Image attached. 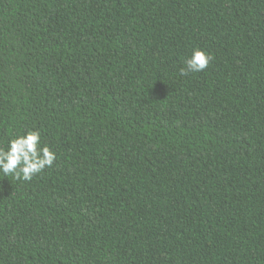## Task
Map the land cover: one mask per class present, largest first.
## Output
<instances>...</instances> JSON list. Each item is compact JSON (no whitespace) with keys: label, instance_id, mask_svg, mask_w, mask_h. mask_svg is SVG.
I'll return each instance as SVG.
<instances>
[{"label":"trees","instance_id":"obj_1","mask_svg":"<svg viewBox=\"0 0 264 264\" xmlns=\"http://www.w3.org/2000/svg\"><path fill=\"white\" fill-rule=\"evenodd\" d=\"M31 130L0 264H264V0H0V147Z\"/></svg>","mask_w":264,"mask_h":264},{"label":"clouds","instance_id":"obj_2","mask_svg":"<svg viewBox=\"0 0 264 264\" xmlns=\"http://www.w3.org/2000/svg\"><path fill=\"white\" fill-rule=\"evenodd\" d=\"M211 55L194 48L185 58L182 74L202 72L209 66ZM56 154L48 146H41V135L37 130L16 135L0 147V173L18 181H30L36 174L53 166Z\"/></svg>","mask_w":264,"mask_h":264}]
</instances>
